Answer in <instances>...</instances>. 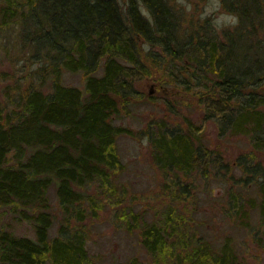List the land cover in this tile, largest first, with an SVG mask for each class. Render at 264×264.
<instances>
[{
    "label": "trees",
    "instance_id": "16d2710c",
    "mask_svg": "<svg viewBox=\"0 0 264 264\" xmlns=\"http://www.w3.org/2000/svg\"><path fill=\"white\" fill-rule=\"evenodd\" d=\"M221 2L235 12L231 32L184 22L170 0H0V264H110L90 255L83 222L123 202L117 141L135 132L115 121L143 98L146 77L173 87L169 113L193 109L176 91L201 111L199 125L149 114L136 132L167 196L152 220L131 209L121 217L149 264H239L228 236L216 247L197 236L198 182L218 187L214 213L231 225L256 216L264 248V0ZM64 74L83 75V88ZM207 124L246 137L250 151L226 162L204 141ZM50 189L63 216L53 237ZM12 222L29 223L33 238Z\"/></svg>",
    "mask_w": 264,
    "mask_h": 264
},
{
    "label": "rangeland",
    "instance_id": "374dc122",
    "mask_svg": "<svg viewBox=\"0 0 264 264\" xmlns=\"http://www.w3.org/2000/svg\"><path fill=\"white\" fill-rule=\"evenodd\" d=\"M174 12L182 16L184 22H198L209 19L217 27L218 31H233L237 24L235 12L222 4L221 0H170ZM4 56L0 54V97L3 99L2 90L8 79H1L2 73L8 66L2 64ZM64 83L83 88V75L64 74ZM143 98L131 107L128 114L123 115L115 124L130 127L135 133L134 137H120L117 141V151L124 166L121 173L116 176L117 185L125 189L121 197L123 202L109 209L99 211L96 217L87 218L83 222V232L86 238L87 249L96 260L102 263H123L131 258L150 263L149 257L141 246L137 230H129L123 219L127 209L141 212L147 220H152L155 213L162 210L167 196L161 189V177L150 159L146 141L138 139L136 132L143 126L144 118L149 114L163 115L173 119L172 121L183 124L184 118H190L193 122L201 124V111L195 100L190 96L180 97V91L175 92L179 100H185L193 109L181 108L176 116L169 113L164 97H168V90L173 87H161L151 78H143L137 84ZM188 116V117H187ZM182 117V118H181ZM206 144L222 153L224 160L232 163L238 156L250 151L249 141L244 136L218 137L216 128L207 124L203 130ZM259 160L264 165V154ZM240 175V174H239ZM212 186V184H211ZM193 198L197 215L195 231L197 236L203 237L214 247L219 246L227 237L233 252L237 256L239 264H264V248L255 234L261 232L256 216L250 221L246 229L233 226L227 220L215 215L217 205L220 203V190L217 186L209 187L202 182L194 185ZM213 192L214 196L210 193ZM254 196V189L245 193ZM51 200V213L54 215L53 225L49 235H57L63 222V216L58 207L54 190L49 192ZM3 214V213H2ZM7 221V219H4ZM16 235L33 238L32 227L29 223H6ZM82 231V224L79 226Z\"/></svg>",
    "mask_w": 264,
    "mask_h": 264
}]
</instances>
